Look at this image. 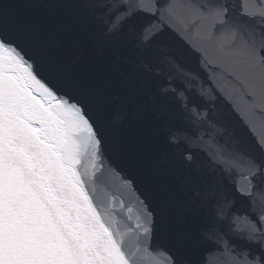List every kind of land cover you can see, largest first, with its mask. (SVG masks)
<instances>
[{
    "label": "snow or ice",
    "instance_id": "obj_1",
    "mask_svg": "<svg viewBox=\"0 0 264 264\" xmlns=\"http://www.w3.org/2000/svg\"><path fill=\"white\" fill-rule=\"evenodd\" d=\"M258 7L245 21L226 0L0 3V264H186L226 236L252 245L230 264H264V137L198 158L157 95L160 50L186 55L179 29L264 110Z\"/></svg>",
    "mask_w": 264,
    "mask_h": 264
},
{
    "label": "water",
    "instance_id": "obj_2",
    "mask_svg": "<svg viewBox=\"0 0 264 264\" xmlns=\"http://www.w3.org/2000/svg\"><path fill=\"white\" fill-rule=\"evenodd\" d=\"M3 2L5 0H0V3ZM143 2L148 6L153 0ZM155 2L163 5L168 0ZM172 2L178 5L181 0ZM226 2L230 5L232 14L238 20L245 21L249 20L245 13L258 12V5L264 4V0ZM147 14L141 13L142 16ZM256 19L258 21L260 17L257 16ZM171 39L177 47L186 50V55L172 60L168 59L172 55V49L160 50L159 67L162 72L157 95L161 98L164 109L180 128L178 139L194 151L198 158L210 157L213 152L221 154L223 158L235 146L234 132L243 133L249 142L264 137V110L248 102L236 79L219 60L203 57L196 51L195 33L185 34L177 29L172 32ZM237 172L243 173L242 165L237 168ZM237 183L243 187L246 182L239 179ZM115 194L117 197L123 196L129 206L134 204L133 196L121 192ZM235 207V218L239 223H244L255 217L262 205L257 199ZM225 240L228 242L227 247L223 244H193L185 254L186 264H230L237 253H240L238 258L243 259V254L252 247L247 240L237 236H226Z\"/></svg>",
    "mask_w": 264,
    "mask_h": 264
}]
</instances>
